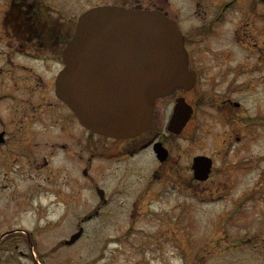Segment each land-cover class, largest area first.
<instances>
[{
  "label": "flooded vegetation",
  "instance_id": "1",
  "mask_svg": "<svg viewBox=\"0 0 264 264\" xmlns=\"http://www.w3.org/2000/svg\"><path fill=\"white\" fill-rule=\"evenodd\" d=\"M97 3L134 9H158L175 19L185 35V43L189 51L188 67L196 74L195 83L190 89L178 87L172 93L159 98L154 107L151 123L140 135L115 138L92 132L79 122L70 107L57 96L55 86L56 75L63 66L62 50L73 33L72 29L75 28L78 15L72 18L63 17L62 13L55 9L57 7L48 0H11L9 7L3 10L0 8V192L3 193L9 186V189L21 190L24 199H36L35 193L38 189L57 188V198L60 202H73L75 205L80 202L78 198L80 188H85V176L89 167L104 170L113 167L110 174L137 164L145 169L144 164L137 160L134 163L132 159V163L127 160L128 165H117L119 160L133 158L144 150L153 151L157 160L156 166L150 170V173L144 174L145 178H149L147 184L144 182L136 186L133 193L135 198L127 201L128 206L131 205L129 213L138 214L142 207L150 205L154 197V199L163 198L165 192L163 188L171 187L169 185H172L176 192L187 195L197 193L193 190L204 191L210 188L214 181L212 178L217 171L214 156L206 152L192 153L188 150H204V148L182 147L177 144V138L182 137L183 134L186 139L193 142L200 124L195 118L201 117V122L210 123L207 124V132L213 133L210 127L214 129L216 124L221 127L219 135L222 136L223 144L208 150H236L243 141L244 128L249 129L251 126L248 123L256 121L257 115H248L250 117L246 119L244 111L240 110L243 108V103L232 98L231 90L234 88L232 83L230 87L226 85L223 93L208 98L207 90L213 94L212 87L215 85L211 80L217 79V85L220 83L219 80H224L222 77L216 78L214 72L211 73L214 76L209 77L210 89L204 91L199 88L201 67L196 65L194 59L196 47H191L192 43L198 40L193 38L190 31L196 30L199 34L205 32L213 38L210 39L211 41L228 39L230 42H236L247 37L257 38L254 36L255 26L258 18L264 19L262 17L264 0H181V2L180 0H103L95 2L94 5ZM54 10L60 14V19L57 20V16L53 14ZM64 22L70 24L71 30L60 28V23ZM185 22H189L187 27L184 25ZM243 22H247L246 26H249L247 36L245 33V35L239 33V27ZM219 28H222V31H219ZM259 35H262V31ZM222 50L211 51L208 64L212 69L218 64L219 71L224 72L225 69L220 64L227 63L229 56ZM230 57L233 60L234 54ZM244 65L245 63L239 65L237 62L230 68L234 74L243 73ZM242 87L243 81H239L235 89L236 95ZM204 105L214 110L216 119L207 122L204 117L207 113L201 108ZM177 113L182 114L183 118L187 117L180 133L169 128V121ZM258 119L261 121L260 118ZM195 125L196 130H194ZM189 127L191 132L184 133ZM214 136H217V132ZM156 143H161V146H156ZM154 150H167V155L160 160ZM177 150H182L183 153L186 150L189 152L186 157L183 154L182 161L189 166L190 174H178L181 169L182 152L177 156ZM190 154L192 159H188ZM198 154L211 155L213 158L212 169L207 179L196 178L194 175L192 165L194 157ZM168 163L174 169V180H170L165 170H161L166 168ZM63 171L67 176L68 171H72L74 175L77 172L76 179L72 180L74 185H71L67 192H63L60 185H68L69 179L59 180L62 184H54V173L61 176ZM177 176L180 178L178 181ZM210 182L212 183L206 184ZM121 183L120 191L125 194L129 191L130 180L128 186L124 181ZM203 183L205 185L201 186ZM218 184L223 185V183ZM111 188L118 192L117 184ZM94 189L97 197H100L99 200L97 199V209L100 211L101 205L109 200L106 196L108 188L95 185ZM108 193L110 195V191ZM33 209L27 212L31 213ZM14 216V212L10 210L6 214L0 213V220L4 217L3 219L7 221H14L16 219ZM33 218L32 229L37 231L49 229L47 224L37 223V216L34 215ZM33 242L31 229L24 226H7L3 229L0 227L1 252L12 250V255L16 251L24 253L22 247L26 246L30 247L31 254V249L35 247ZM32 260L36 261L34 257Z\"/></svg>",
  "mask_w": 264,
  "mask_h": 264
},
{
  "label": "rangeland",
  "instance_id": "2",
  "mask_svg": "<svg viewBox=\"0 0 264 264\" xmlns=\"http://www.w3.org/2000/svg\"><path fill=\"white\" fill-rule=\"evenodd\" d=\"M48 1L57 7L55 9L63 17L72 18L89 8L87 6L103 0ZM10 3L11 0H0L1 10L9 7ZM56 10L53 14L58 20L60 14ZM262 17L264 18V11ZM184 25L187 27L189 22ZM246 25L247 22H243L242 27H239V33L246 34L245 36L249 27ZM60 28L71 30L70 24L65 22L60 23ZM255 30L254 36L257 38L247 37L236 42L228 39L211 41L213 38L205 32L199 34L196 30L190 31L193 38L198 40L191 47H196L194 59L196 65L201 67L199 88L204 91L210 89L209 77L214 74L216 78L222 77L224 80H219V85L217 79L211 80L215 84L212 87L213 94L209 90L206 92L208 95L204 94L208 98H214V94L223 93L226 85L230 87L232 83V98L243 103L240 110L244 111L246 119L257 115L256 121L248 123L251 127L244 128L243 141L236 150H208L223 144L222 136L219 135L221 127L216 124V128L210 127L213 133L207 132V124L210 123L201 122V117L195 118L200 124L193 142L183 134L177 138V144L182 147L204 148L188 150L192 153L206 152L214 156L217 171L212 178L213 183H206H212L210 188L204 191L192 189L197 193L187 195L176 192L169 185L171 187L163 188V198L154 199V195H150L154 197L150 205L142 207L138 214L129 213L131 205L128 206L127 201L135 198L133 193L139 184H147L149 178H145L144 174L150 173L156 166L153 151L144 150L138 156L119 160L117 165L125 166L127 160L132 159L134 163L137 160L144 164L145 169L137 164L110 174L113 167L105 170L89 167L85 176V188H80V202L75 205L73 202H60L57 188L53 190L43 187L35 193L36 199H24L21 190L9 189L8 186L3 193L0 192V213L6 214L11 210L16 219L7 221L3 219L4 216L0 220V227L24 226L31 229L35 244L33 256L39 257L43 264H264V19H257ZM221 49L229 56L227 63L220 64L225 69L224 72L219 71L218 64L213 69L208 64L210 52ZM38 52L40 53L39 50ZM232 54L233 60L230 57ZM237 62L239 65L245 63L243 73L232 72L230 67ZM55 65L54 63V67ZM239 81H243V87L236 95L235 89ZM201 108L207 113L204 115L207 122L217 118L211 107L204 105ZM189 131L191 132L190 127L184 133ZM216 132L217 136H214ZM188 151L183 153L182 150H177V156L182 152L179 175L191 173L189 166L182 161L183 154L186 157ZM190 158L192 159L191 154L188 156ZM161 170H165L169 179L174 180V169L170 163ZM76 175L72 171H68V176L65 171L61 176L55 172L54 184H62L59 180L69 179L68 185H60L62 191L67 192L74 185L72 180L76 179ZM179 179L177 176V181ZM128 180L130 188L124 194L120 191L121 181L128 186ZM42 184L46 185L44 182ZM115 184L118 185V192L111 188ZM95 185L108 188L106 196L109 200L101 205L103 210L100 211L97 209V199L100 197L94 192ZM204 185L205 183L201 186ZM31 208L34 209L28 213ZM34 215L37 216L39 225L47 224L49 229H32ZM80 225L84 227L81 237L73 244H65L64 241ZM22 248L24 253L16 251L14 255L12 250L0 251V264H34L32 255L29 254L30 247Z\"/></svg>",
  "mask_w": 264,
  "mask_h": 264
},
{
  "label": "water",
  "instance_id": "3",
  "mask_svg": "<svg viewBox=\"0 0 264 264\" xmlns=\"http://www.w3.org/2000/svg\"><path fill=\"white\" fill-rule=\"evenodd\" d=\"M63 61L57 95L86 127L115 137L139 134L152 118L156 98L177 86L191 87L196 77L188 69L181 29L159 10L117 5L86 10L64 47ZM186 121L177 113L169 128L179 133ZM156 151L161 159L167 155V150ZM211 164L210 157L195 156V177L205 179Z\"/></svg>",
  "mask_w": 264,
  "mask_h": 264
}]
</instances>
